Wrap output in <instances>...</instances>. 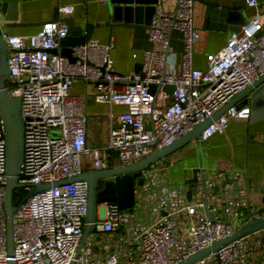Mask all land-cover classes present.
<instances>
[{"label": "built area", "instance_id": "built-area-1", "mask_svg": "<svg viewBox=\"0 0 264 264\" xmlns=\"http://www.w3.org/2000/svg\"><path fill=\"white\" fill-rule=\"evenodd\" d=\"M194 0H176L170 9L154 3L148 38L157 47L141 51V70L118 71L111 40L90 36L72 45L74 59L50 48L68 33L64 18L71 2H59L55 17L33 33L2 29L7 46V88L19 95L23 120L22 161L12 218L13 256L18 264H176L198 248L231 235L249 217L264 214V203L250 200L251 180L241 168L199 167L178 183L168 179V156L154 159L134 178L133 201L121 208L102 203L95 226L75 254L86 213L83 179L50 184L30 193L38 181L53 182L83 169L107 167L141 158L175 139L195 122L264 71V10L230 30L223 46L206 54L207 66L193 63ZM260 0H246L257 8ZM178 28L182 48L170 44ZM136 56V51L132 53ZM93 83L94 100L110 105L107 141H88L85 100L71 90L72 81ZM151 83L157 89L151 91ZM174 85L171 91L163 85ZM86 97V95H85ZM250 106L230 104L200 130L199 139L225 130L229 117L250 116ZM116 118L113 120V117ZM0 119V264L7 260L5 209L6 155ZM135 180L138 181L137 185ZM188 190L190 194L188 195ZM13 191V193H14ZM188 264H264V226L241 234Z\"/></svg>", "mask_w": 264, "mask_h": 264}, {"label": "crops", "instance_id": "crops-1", "mask_svg": "<svg viewBox=\"0 0 264 264\" xmlns=\"http://www.w3.org/2000/svg\"><path fill=\"white\" fill-rule=\"evenodd\" d=\"M176 0H161L165 9L174 6ZM209 1V0H206ZM222 3H229L231 0H218ZM73 4V10L69 12L74 17L76 24L93 21H100L101 24L93 25L91 36L99 40H107L110 33L113 46L111 54L113 65L118 71H126L135 67L136 62L141 60V51L145 47H157L159 43H152L148 38V29L145 25L113 24L110 28L103 23L108 16V3L106 0H18L17 14L19 20L33 21L32 24H16L6 26L5 30L10 33H33L42 22L57 15V3ZM256 9L264 10V1L260 0L257 8L245 3L239 10L225 11L220 6L194 0V25L197 27L198 36L195 39L193 63L199 67H206V54L218 50L223 46L230 30L239 28L245 20L250 19ZM68 14V15H69ZM75 33L83 32L82 28H72ZM170 44L177 50V57L182 48L181 33L178 28L171 31ZM136 51V56L132 53ZM71 90L82 96L85 100L87 115L92 114L95 122L87 123L88 141L94 144H105L107 141V125L105 130H99L98 124L102 125V119L107 117L108 124L109 109L119 110L124 105L99 102L93 99V83L74 79ZM86 95V97H85ZM250 106V100L246 102ZM245 103V104H246ZM249 112L250 116L229 117L228 124L224 131L215 132L206 139H192L182 143L161 158L164 162L166 156L172 159L171 164H164L168 179L178 183L192 176L195 166L213 169L216 167L230 168L235 166L241 168L251 180L250 200L254 204H263L260 188L264 185V109L256 107ZM113 120L116 118L112 116ZM101 120V121H100ZM105 123V124H106ZM102 129V128H101ZM117 161L110 159L109 164H116Z\"/></svg>", "mask_w": 264, "mask_h": 264}, {"label": "water", "instance_id": "water-1", "mask_svg": "<svg viewBox=\"0 0 264 264\" xmlns=\"http://www.w3.org/2000/svg\"><path fill=\"white\" fill-rule=\"evenodd\" d=\"M108 3V16L103 23L108 24L109 28L113 24L126 25H145L151 19L156 0H106ZM220 6L225 11L239 10L242 8L245 0H231L229 3H222L218 0H203ZM264 1V0H263ZM18 0H0V119L3 122L4 138H5V155H6V179L4 184L3 208L5 209V225H6V243H7V260L9 264H18L13 256V240H12V218L16 205L13 203V189L19 186L18 168L22 161L23 155V120L20 112L19 95H14L7 88L6 81L9 78V67L7 64V46L2 36V29L6 26L16 24H32L33 21H24L18 19L17 14ZM64 18L68 24V33L60 39V45L54 46L51 51H59L66 55L69 59H74L72 54V45L82 43L92 35L94 24H101L100 21H93L76 24L72 15H65ZM40 20L38 22H43ZM72 28H82L83 32L75 33L70 31ZM171 34V31L170 33ZM111 39L110 33L107 40ZM141 61L135 63V70L143 73L141 70ZM163 87L171 91L174 88L173 84L166 83ZM151 91L157 89V85L151 83L149 86ZM250 100V109L262 107L264 109V71L258 74L253 81L247 83L242 89L236 91L229 96L225 102L211 111L210 116L199 120L186 131L179 134L172 141L161 145L152 150V152L143 155L141 158L125 162L109 164L107 167L96 168L90 167L74 173L70 176L55 179L52 183L48 181H38L34 184L30 193H34L50 184L59 182H69L73 179H83L86 181L87 200L86 213L84 215L83 228L78 239V245L75 250L77 254L84 244L85 238L91 233L95 226L97 216L98 203H104L108 200H115L121 208L129 206L133 201L134 195V178L141 172L142 167L160 156L167 155L172 150L180 146L184 142L192 139H198L200 130L207 125L212 118L216 117L220 112L224 111L230 104H245ZM252 110H250L251 112ZM252 113V112H251ZM195 166L192 170V180L197 178V170ZM262 193L261 201H264V185L260 188ZM190 190H188V195ZM250 206L247 208V220L236 228L231 235L224 236L215 240L211 245L198 248L196 251L187 255L186 258L180 259L176 264H188L197 260L211 250H215L220 245L231 241L233 238L247 233L250 230L264 226V214L249 217L253 213ZM70 264H73L71 261Z\"/></svg>", "mask_w": 264, "mask_h": 264}, {"label": "rangeland", "instance_id": "rangeland-1", "mask_svg": "<svg viewBox=\"0 0 264 264\" xmlns=\"http://www.w3.org/2000/svg\"><path fill=\"white\" fill-rule=\"evenodd\" d=\"M102 117H103V119H102V125H101L100 123L98 124V126H99V130H103V129L105 130L106 125H107V123H106V122H107V121H106V120H107V119H106L107 117H104V116H102ZM86 118H87V123L90 122V121H91V122H95V121H96V119L93 118V115H92V114L87 115ZM100 121H101V120H100ZM105 123H106V124H105ZM101 128H102V129H101ZM111 160H113V161H117V158H116V157H113ZM138 178H139V177H136V180H138ZM136 180H135V184L137 185V182H138V181H136ZM14 196H16L15 191H14ZM97 205H98L97 213L100 214V213H102L103 210H104V205H103L102 203H98Z\"/></svg>", "mask_w": 264, "mask_h": 264}, {"label": "trees", "instance_id": "trees-1", "mask_svg": "<svg viewBox=\"0 0 264 264\" xmlns=\"http://www.w3.org/2000/svg\"><path fill=\"white\" fill-rule=\"evenodd\" d=\"M16 200H15V197H14V193H13V202H15Z\"/></svg>", "mask_w": 264, "mask_h": 264}]
</instances>
